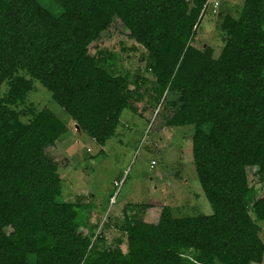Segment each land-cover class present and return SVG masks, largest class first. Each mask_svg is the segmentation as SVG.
I'll list each match as a JSON object with an SVG mask.
<instances>
[{"label":"trees","instance_id":"16d2710c","mask_svg":"<svg viewBox=\"0 0 264 264\" xmlns=\"http://www.w3.org/2000/svg\"><path fill=\"white\" fill-rule=\"evenodd\" d=\"M49 1L0 0V264H262L264 194L246 167L264 190V0L217 13V55L194 43L208 0ZM115 18L146 51L151 103L176 97L164 101L165 125H193L194 170L213 209L174 216L165 205L155 222L125 215V250L120 238L100 249L91 205L62 199L48 150L67 126L29 102L39 82L97 145L117 136L142 94L105 64L111 54L89 52Z\"/></svg>","mask_w":264,"mask_h":264},{"label":"rangeland","instance_id":"374dc122","mask_svg":"<svg viewBox=\"0 0 264 264\" xmlns=\"http://www.w3.org/2000/svg\"><path fill=\"white\" fill-rule=\"evenodd\" d=\"M212 1L218 2L217 11L213 13L208 6L196 30L194 43L196 46L211 45L217 55L223 44L215 21L217 13L237 15L243 0ZM40 2L43 6H51L49 0ZM128 33L115 18L89 45L91 54L96 55L99 50L105 57L111 54L105 64L116 74H127L130 88L142 94L135 102L137 112L123 110L117 136L109 138L103 146L82 132L39 82H35L36 90L29 98L36 107L50 108L67 126L66 133L48 153L58 164L62 199L91 205L86 223L96 234L103 235L100 249L113 246L116 238L123 240L121 247L126 249L125 233L120 229L125 223V215L133 218L143 213L147 221L155 222L165 205L171 208L174 216L213 212L194 170L191 153L194 127L165 125V120L159 116L165 111L164 101L176 97L168 94L161 104L151 103L155 94L153 77L144 69L141 60L146 51L129 38ZM138 76L145 80L136 84ZM246 174L249 183L256 188V195L264 194L257 180V167L247 166ZM115 181L119 184L115 185ZM135 203H148L152 207L142 210L131 205ZM80 230L87 232L83 227ZM260 236L264 242V225Z\"/></svg>","mask_w":264,"mask_h":264},{"label":"built area","instance_id":"2783aa9c","mask_svg":"<svg viewBox=\"0 0 264 264\" xmlns=\"http://www.w3.org/2000/svg\"><path fill=\"white\" fill-rule=\"evenodd\" d=\"M211 2H212L213 4H211ZM217 5H218V2H217V1H214V2H213L212 0H208V2H207V3L205 4V6H204V11L207 10V8H208V6H209V8H211L212 12L214 13V12L217 11V10H216ZM152 163H154V161H152ZM114 184H115V185H118L119 183H117V182L115 181Z\"/></svg>","mask_w":264,"mask_h":264}]
</instances>
